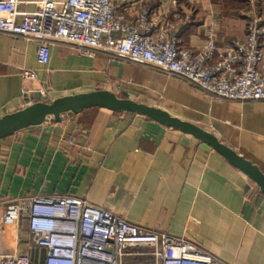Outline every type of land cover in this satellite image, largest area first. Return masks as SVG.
Wrapping results in <instances>:
<instances>
[{"label": "crops", "instance_id": "crops-1", "mask_svg": "<svg viewBox=\"0 0 264 264\" xmlns=\"http://www.w3.org/2000/svg\"><path fill=\"white\" fill-rule=\"evenodd\" d=\"M39 1L17 0L16 18L34 14ZM177 2L187 16L177 36L194 50L208 29L221 47L242 37L247 9L259 6ZM36 50L35 41L0 33V117L36 101L107 90L200 127L264 173V101L214 99L170 74L87 56L68 44L50 45L42 65ZM69 136L76 144L67 155ZM249 181L193 136L129 112L88 108L0 139V217L11 199L69 193L135 226L191 242L219 264H264V195ZM10 253L43 264L44 249L29 244L25 218L18 229L0 224V254Z\"/></svg>", "mask_w": 264, "mask_h": 264}, {"label": "built area", "instance_id": "built-area-1", "mask_svg": "<svg viewBox=\"0 0 264 264\" xmlns=\"http://www.w3.org/2000/svg\"><path fill=\"white\" fill-rule=\"evenodd\" d=\"M16 6L17 0H0V33L35 41L42 65L50 45L68 44L87 56L104 54L170 74L214 99L264 101V0L247 9L242 37L221 47L208 29L196 50L177 36L187 21L177 0H40L34 14L19 19ZM35 76L23 72L26 79ZM65 142L70 155L75 139ZM22 218L29 244L44 249L43 264H122L125 256L150 257L152 264H219L191 242L135 226L69 193L11 199L0 224L18 229ZM0 264L31 259L0 254Z\"/></svg>", "mask_w": 264, "mask_h": 264}, {"label": "water", "instance_id": "water-1", "mask_svg": "<svg viewBox=\"0 0 264 264\" xmlns=\"http://www.w3.org/2000/svg\"><path fill=\"white\" fill-rule=\"evenodd\" d=\"M105 108L115 112H129L142 115L167 127L176 128L203 142L222 156L226 162L236 168L257 187L264 195V173L244 156L220 142L213 134L200 127L171 116L165 110L139 103L127 98H120L107 90H96L57 97L45 101H36L19 110L0 117V139L21 129L37 126L48 118L59 121L66 113L77 114L88 108Z\"/></svg>", "mask_w": 264, "mask_h": 264}, {"label": "rangeland", "instance_id": "rangeland-1", "mask_svg": "<svg viewBox=\"0 0 264 264\" xmlns=\"http://www.w3.org/2000/svg\"><path fill=\"white\" fill-rule=\"evenodd\" d=\"M250 184L256 187L252 181ZM257 188V187H256ZM152 259L150 257H135V256H125L122 259V264H152Z\"/></svg>", "mask_w": 264, "mask_h": 264}, {"label": "bare ground", "instance_id": "bare-ground-1", "mask_svg": "<svg viewBox=\"0 0 264 264\" xmlns=\"http://www.w3.org/2000/svg\"><path fill=\"white\" fill-rule=\"evenodd\" d=\"M254 184V183H253Z\"/></svg>", "mask_w": 264, "mask_h": 264}]
</instances>
